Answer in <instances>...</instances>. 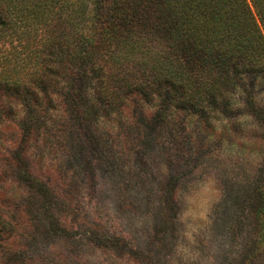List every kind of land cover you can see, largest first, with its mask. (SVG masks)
I'll list each match as a JSON object with an SVG mask.
<instances>
[{"label":"rangeland","instance_id":"rangeland-1","mask_svg":"<svg viewBox=\"0 0 264 264\" xmlns=\"http://www.w3.org/2000/svg\"><path fill=\"white\" fill-rule=\"evenodd\" d=\"M35 45L0 44V81ZM243 82L208 119L172 105L156 120L153 97L86 129L62 84L38 127L21 102L1 113L0 264H264V77Z\"/></svg>","mask_w":264,"mask_h":264},{"label":"trees","instance_id":"trees-1","mask_svg":"<svg viewBox=\"0 0 264 264\" xmlns=\"http://www.w3.org/2000/svg\"><path fill=\"white\" fill-rule=\"evenodd\" d=\"M15 37L36 45L24 76L0 81V114L21 102L32 128L46 117L34 106L51 107L61 84L54 92L88 129L101 110L153 97L156 120L172 105L208 119L246 77H264V0H0V44Z\"/></svg>","mask_w":264,"mask_h":264}]
</instances>
